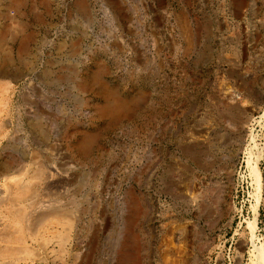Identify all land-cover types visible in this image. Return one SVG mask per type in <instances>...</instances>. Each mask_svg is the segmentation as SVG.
<instances>
[{
  "label": "rangeland",
  "instance_id": "374dc122",
  "mask_svg": "<svg viewBox=\"0 0 264 264\" xmlns=\"http://www.w3.org/2000/svg\"><path fill=\"white\" fill-rule=\"evenodd\" d=\"M0 72V264H252L264 0H0ZM233 91L238 127L217 103Z\"/></svg>",
  "mask_w": 264,
  "mask_h": 264
},
{
  "label": "bare ground",
  "instance_id": "6f19581e",
  "mask_svg": "<svg viewBox=\"0 0 264 264\" xmlns=\"http://www.w3.org/2000/svg\"><path fill=\"white\" fill-rule=\"evenodd\" d=\"M6 74H4V72H0V77L1 76H4ZM9 87V84H6L4 83V81H0V93L3 94L4 93H7V89ZM6 98V96H5ZM5 98L3 99V101L5 100ZM228 100H232L234 101L233 103H235V105L233 106H229V110L225 113L228 120H225L223 121L225 124L227 125H230L231 127L234 126V127H238L240 126V118L241 116L244 114V110H243V107L241 108L238 103L240 102L241 100V97L239 94H237L235 91H233L232 93L229 94V96H223L222 98L220 99H217V103H222L224 106H228L227 103L229 102ZM1 101V100H0ZM3 103V102H1ZM5 104H7L6 102H4ZM114 103V102H113ZM254 103V102H253ZM112 104V103H111ZM116 104V103H114ZM256 104V103H255ZM2 105V104H1ZM124 105V104H123ZM2 106H5L4 104ZM107 106H110V105H107ZM122 106V105H121ZM125 106V105H124ZM225 106V107H226ZM1 107V106H0ZM114 107V106H113ZM118 107V106H116ZM254 107V106H253ZM5 108V107H4ZM125 108V107H124ZM3 109V108H2ZM110 109V108H109ZM108 109V111H109ZM116 109V108H115ZM120 109V108H119ZM105 110V109H104ZM113 110V109H112ZM122 110V109H121ZM126 110V109H125ZM225 110V109H224ZM4 111V110H3ZM111 111V110H110ZM116 111H119V110H116ZM114 112V111H113ZM110 114L108 116H111V112H109ZM120 113V112H119ZM114 114V113H113ZM107 115V114H106ZM118 115V114H116ZM222 117V116H221ZM252 118V117H251ZM223 119V118H222ZM245 119V118H244ZM248 120V119H246ZM251 120V119H250ZM221 121V120H219ZM219 121L218 120H213V122L211 123V125L209 127H207V129L205 130H200V131H197L196 134L200 137H206L208 136L210 138V133L211 132H214V128L215 126H217L219 124ZM243 122V121H242ZM246 122V121H245ZM248 122V121H247ZM264 123V113L258 117V119H253L251 120L250 124L248 125V134H246V137L248 139V146L249 148H247V152H246V160H245V164H246V167L248 169V175L251 179V185L253 187V193L251 195L252 199L255 201V205L251 206V213H252V218L251 220L245 224V229L247 230V233L249 235V243L250 245H253V250L251 251L252 252V264H264V248L262 246H260V244L258 245V242H259V238L257 236V232H258V225H257V221H258V213H259V206L261 204V201H262V187H263V183H262V176H261V173H260V170H259V162L261 161L262 157H263V151H262V147L261 149L258 150V153L257 155L254 154V149H255V146L257 145V138H258V135L257 134H254V126H258L260 129L264 127L263 125ZM246 123H244L245 125ZM242 125V124H241ZM4 126V125H3ZM2 126V127H3ZM245 127V126H244ZM1 128V127H0ZM241 128H243L241 126ZM0 130H3L2 128ZM235 130V129H234ZM244 131V129H243ZM4 132V130H3ZM234 132V131H233ZM245 132V131H244ZM200 133H203V134H200ZM239 133V131H238ZM4 134V133H3ZM213 134V133H212ZM2 135V134H1ZM0 135V136H1ZM241 135V134H240ZM198 136L195 137L196 138V141H194L189 147L186 148L185 150V153L188 154V156H192L194 157V161L196 162V164H198V160H197V156L198 155H201L202 153L204 154V152H207L212 149V142L210 141V139H207L205 138L204 142H200L198 141ZM219 136V135H218ZM237 136V135H236ZM224 137V136H223ZM239 138V137H238ZM244 138V137H243ZM217 139V138H216ZM219 139V138H218ZM225 139V138H224ZM232 139V138H231ZM235 140V139H234ZM241 141V140H240ZM218 142V140H217ZM221 142V141H220ZM225 142V141H224ZM233 142V141H232ZM216 144V142H215ZM220 146V145H219ZM224 147V145L222 146ZM221 147V148H222ZM228 147V146H227ZM214 148V147H213ZM218 148V147H215V149ZM220 148V149H221ZM229 149V148H228ZM233 149V148H232ZM219 151V149H218ZM230 151V150H228ZM208 152V153H209ZM212 152V151H211ZM212 155V154H211ZM226 155V154H225ZM205 156V155H204ZM236 156V155H235ZM192 157H190L192 159ZM228 157V156H227ZM232 158V156H231ZM199 159V158H198ZM219 159V158H218ZM230 159V158H229ZM201 160V159H200ZM221 160V159H220ZM224 161H226V159H223ZM219 161V160H218ZM221 162V161H220ZM230 163V162H229ZM215 164V163H214ZM213 165V161L210 162L208 165H200L198 164L199 168H201V170H207L209 167L211 168V166ZM216 165V164H215ZM220 165V164H219ZM229 165V164H228ZM7 166V165H6ZM8 168V167H6ZM213 168V167H212ZM215 168V167H214ZM229 168V167H228ZM231 168V167H230ZM232 169V168H231ZM222 171V169H220ZM229 171V170H228ZM232 172V171H231ZM10 173V172H8ZM34 173V172H33ZM49 173V172H48ZM227 173V171H226ZM4 174V173H3ZM7 174V172H6ZM15 174V173H13ZM21 174V173H20ZM43 174V173H42ZM46 174V173H45ZM8 175V174H7ZM41 175V174H40ZM230 175V174H229ZM2 177V176H1ZM5 177V183L7 184V187L9 188V190L11 192V194H13L12 196H14L15 198H17L18 200L22 198V196L26 193L27 190H29V187L28 189L24 187V184L22 183V181L20 180V178L16 175L12 176V177H6V176H3ZM25 177V176H24ZM231 177V176H230ZM32 178V177H31ZM41 178V177H40ZM26 179V178H25ZM29 179V178H27ZM232 179V178H231ZM30 180V179H29ZM3 181V180H2ZM24 181V180H23ZM1 183V182H0ZM4 183V182H3ZM4 184V185H6ZM31 184V183H30ZM33 184V182H32ZM37 184V183H36ZM34 185V184H33ZM5 187V186H4ZM5 189V188H4ZM27 189V190H26ZM34 189V188H33ZM6 190V189H5ZM8 190V189H7ZM36 190V189H35ZM30 191V190H29ZM4 192V191H3ZM32 192V191H31ZM28 193V191H27ZM4 194V193H3ZM29 194V193H28ZM2 195V194H1ZM35 195V194H34ZM201 195V194H200ZM206 195V194H205ZM37 196V195H36ZM207 196V195H206ZM3 197V196H2ZM200 197V196H199ZM26 198V197H25ZM196 198V196L194 197ZM201 198L204 199V197L202 196ZM4 199V198H3ZM2 199V200H3ZM16 200V202L18 203V201ZM24 199V198H23ZM209 199V198H207ZM213 199V198H212ZM14 200V202H15ZM198 200V199H197ZM23 200L19 201V202H22ZM199 201H201V199H199ZM185 202V201H184ZM198 202V201H196ZM195 202V203H196ZM4 203H7L6 199L4 200ZM35 203V202H34ZM202 203V202H201ZM204 203V201H203ZM2 204V203H1ZM0 204V205H1ZM11 204V202H10ZM33 204V203H32ZM7 205V204H6ZM9 205V204H8ZM28 205H30V203H28ZM14 206V205H12ZM36 206V205H35ZM202 206V205H201ZM2 207V206H1ZM27 208V207H26ZM29 208V206H28ZM200 208V207H199ZM7 208H2L0 210H5ZM10 209V208H9ZM8 209V210H9ZM11 210H14V209H11ZM10 210V211H11ZM199 210V209H198ZM7 211V210H5ZM23 211V210H22ZM34 211V210H33ZM8 212V211H7ZM6 212V213H7ZM2 213V212H1ZM9 213V212H8ZM11 213V212H10ZM13 213V212H12ZM25 213L24 212V216H25ZM210 213V212H209ZM19 214V213H17ZM16 214V216H17ZM2 215V214H1ZM7 215V214H6ZM9 215V214H8ZM15 215V214H14ZM13 215V216H14ZM209 215V214H208ZM11 216V214H10ZM13 216H11L10 218H12ZM4 217V215H3ZM19 217V216H18ZM18 217H16V221H18ZM27 217V216H26ZM25 217V218H26ZM207 217V216H206ZM9 218V217H8ZM23 218V217H22ZM67 218V217H66ZM65 218V219H66ZM7 219V218H6ZM10 220V219H9ZM14 220V219H12ZM23 220V219H22ZM15 221V222H16ZM68 221H70L68 219ZM17 223V222H16ZM229 228V227H228ZM12 231V230H11ZM16 231V230H15ZM179 232V231H178ZM245 233V232H244ZM247 233L245 235H247ZM181 235V234H180ZM244 236V235H243ZM12 238V237H11ZM242 238V237H241ZM247 238V237H246ZM252 247V246H251ZM6 251V250H5ZM188 264V262H186ZM185 263V264H186ZM196 263V262H195Z\"/></svg>",
  "mask_w": 264,
  "mask_h": 264
}]
</instances>
